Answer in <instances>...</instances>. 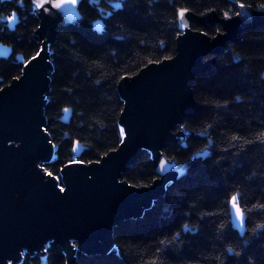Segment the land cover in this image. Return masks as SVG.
Instances as JSON below:
<instances>
[{
	"label": "trees",
	"instance_id": "16d2710c",
	"mask_svg": "<svg viewBox=\"0 0 264 264\" xmlns=\"http://www.w3.org/2000/svg\"><path fill=\"white\" fill-rule=\"evenodd\" d=\"M239 4L258 10L264 0H125L119 10L111 0H83L81 21L60 27L48 49L53 72L44 117L55 152L46 173L59 179L66 165L98 163L118 149L124 108L119 82L175 56L178 9L195 16H234ZM12 12L21 22L4 33L13 55L0 61V89L21 75L23 65L15 56L29 61L40 50L30 1L12 0L0 13ZM190 29L209 38L222 32L218 24L203 28L195 21ZM229 49L192 81L200 109L177 128L191 134L183 138L185 147L178 139L163 152L179 165L200 153L206 157L169 184L141 218L114 228L109 254L77 252L75 264H264V27L243 31ZM64 109L71 112L67 125L60 122ZM156 179L149 152L122 176L136 188ZM233 195L246 216L244 233L231 225ZM42 261L66 264L53 244L43 259L25 255L22 264Z\"/></svg>",
	"mask_w": 264,
	"mask_h": 264
},
{
	"label": "water",
	"instance_id": "95a60500",
	"mask_svg": "<svg viewBox=\"0 0 264 264\" xmlns=\"http://www.w3.org/2000/svg\"><path fill=\"white\" fill-rule=\"evenodd\" d=\"M29 1L39 22L34 40L45 50L35 60L21 61L20 77L0 89V264H21L25 255L43 259L50 244L62 250L66 264H75L77 252L109 254L114 248V228L141 218L169 184L206 157L200 153L191 163L179 165L163 152L178 139L191 137L177 128L200 109L193 97V79L209 70L216 56L230 51L243 31L264 27V7H239L236 15L227 14V18L214 12L203 16L186 12L185 27L178 17L175 56L119 82L118 94L124 103L119 125L125 135L118 149L98 163H70L57 179L44 170L55 152L44 117L53 72L48 49L60 27L81 21L83 0L58 10L48 6L40 10ZM11 17V23L6 22L12 30L17 20ZM192 21L203 28L218 24L222 32L209 38L192 31ZM94 29L100 34L101 22ZM10 56V48L0 45V59ZM70 116V111H64L60 122L67 125ZM181 145L185 147L184 139ZM143 152L151 154L157 179L149 187H132L122 176ZM163 159L167 167L161 172ZM230 219L235 231L245 232L246 216L243 222L237 221L231 205Z\"/></svg>",
	"mask_w": 264,
	"mask_h": 264
},
{
	"label": "snow or ice",
	"instance_id": "6c2138e0",
	"mask_svg": "<svg viewBox=\"0 0 264 264\" xmlns=\"http://www.w3.org/2000/svg\"><path fill=\"white\" fill-rule=\"evenodd\" d=\"M33 5L35 6V8L43 10L45 9L46 6H48L49 10L52 8L55 9H61L62 7H64L65 5H72V6H76L78 3V0H32ZM122 3H115L113 5V7L117 10L122 8ZM240 8H243L244 5L243 4H239L238 5ZM261 7H264V5H261ZM186 9H178L177 11V15L179 17V19L181 20V27H185V14H186ZM237 15H240L239 13ZM226 18H227V14H225ZM12 17H9V22L11 23L12 21ZM45 49L43 47H41V49L32 57V60H35L41 52H43ZM64 111H68V109H64ZM120 134L121 136L125 135V130L123 128L120 129ZM75 150V149H74ZM167 167V161H165L163 159V163L161 164V160L159 161V169L161 172H163L165 170V168ZM60 191L63 192L64 188L61 187ZM238 197L236 195H233L230 197L229 199V203L232 207V209H234L235 212V216L237 221L243 222L244 221V213L242 211L241 206L238 204ZM73 247H75V245H73ZM229 251H231V249H229ZM9 264H11V261L9 262Z\"/></svg>",
	"mask_w": 264,
	"mask_h": 264
},
{
	"label": "flooded vegetation",
	"instance_id": "af4514ba",
	"mask_svg": "<svg viewBox=\"0 0 264 264\" xmlns=\"http://www.w3.org/2000/svg\"><path fill=\"white\" fill-rule=\"evenodd\" d=\"M11 2H12V0L9 3H11ZM9 3L0 1V12L2 11L3 8L5 9L6 5L9 4ZM114 4H115V2L113 1V5ZM11 16H14L16 18V20H17V24L13 27L12 30L8 27L9 24L6 22V20H8L9 17H11ZM20 22H21L20 17L17 14L13 13V12L8 14V15L7 14L3 15V14L0 13V34L3 35V36L0 37V45L3 46V47L10 48L11 56L13 55V50H12V48L9 45H7L5 43V41H4V33H5V30L6 31L7 30L8 31H14L15 28L19 25ZM11 56L8 59H0V61H7V60H9L11 58ZM15 60L18 61V62H21V61H19V57L18 56H15ZM0 83H1V81H0Z\"/></svg>",
	"mask_w": 264,
	"mask_h": 264
},
{
	"label": "rangeland",
	"instance_id": "374dc122",
	"mask_svg": "<svg viewBox=\"0 0 264 264\" xmlns=\"http://www.w3.org/2000/svg\"><path fill=\"white\" fill-rule=\"evenodd\" d=\"M62 186L61 185H59V188H61Z\"/></svg>",
	"mask_w": 264,
	"mask_h": 264
},
{
	"label": "bare ground",
	"instance_id": "6f19581e",
	"mask_svg": "<svg viewBox=\"0 0 264 264\" xmlns=\"http://www.w3.org/2000/svg\"><path fill=\"white\" fill-rule=\"evenodd\" d=\"M46 52H47V50H46Z\"/></svg>",
	"mask_w": 264,
	"mask_h": 264
}]
</instances>
